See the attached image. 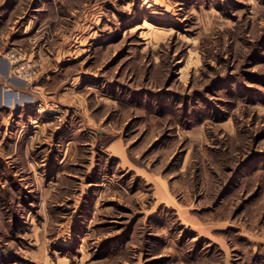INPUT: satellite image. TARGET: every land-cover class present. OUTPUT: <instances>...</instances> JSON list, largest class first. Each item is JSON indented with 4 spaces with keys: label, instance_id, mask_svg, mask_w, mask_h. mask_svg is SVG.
I'll return each instance as SVG.
<instances>
[{
    "label": "rangeland",
    "instance_id": "1",
    "mask_svg": "<svg viewBox=\"0 0 264 264\" xmlns=\"http://www.w3.org/2000/svg\"><path fill=\"white\" fill-rule=\"evenodd\" d=\"M2 41L68 61L1 92L0 264H264V0H0Z\"/></svg>",
    "mask_w": 264,
    "mask_h": 264
},
{
    "label": "crops",
    "instance_id": "2",
    "mask_svg": "<svg viewBox=\"0 0 264 264\" xmlns=\"http://www.w3.org/2000/svg\"><path fill=\"white\" fill-rule=\"evenodd\" d=\"M31 30L32 29L26 26L25 29L22 32H20L17 37H13L9 39V43L11 45L13 44L12 46L16 45L17 48L21 47L20 49L26 50L28 53L27 55L29 56H32L33 55L32 53L37 50L35 49V46L32 45L35 40V33L33 35H29ZM1 44L4 45V41L0 43V51L2 47ZM28 44H30L31 46H28ZM66 61L68 60L64 59L62 61H58L56 64L51 63L49 61H43L45 62V66L43 67L44 71L42 72L45 75L44 78L48 84L51 82L52 79L57 78L59 75L63 74L65 69V67H63L64 65L63 62ZM49 64H52V66H50ZM15 81L16 78L11 76L10 66L8 61L0 55V96H1V92L3 91L10 92L12 93L11 94L12 96L20 97L19 99L21 104L20 106L22 107H26L27 109L38 108V110H42V112L44 110L51 113L55 111V109H53V105L55 106V104L51 100V98L54 96L53 94L55 93V91H49V89L47 90L46 88L48 84L41 87V86L31 85L25 81L22 82L23 84L19 85V84H15L16 83ZM44 89L47 91L44 92L39 91Z\"/></svg>",
    "mask_w": 264,
    "mask_h": 264
},
{
    "label": "built area",
    "instance_id": "3",
    "mask_svg": "<svg viewBox=\"0 0 264 264\" xmlns=\"http://www.w3.org/2000/svg\"><path fill=\"white\" fill-rule=\"evenodd\" d=\"M3 58L9 63L12 77L25 82H30L36 78L38 71L32 60L22 59L14 51L6 52Z\"/></svg>",
    "mask_w": 264,
    "mask_h": 264
},
{
    "label": "trees",
    "instance_id": "4",
    "mask_svg": "<svg viewBox=\"0 0 264 264\" xmlns=\"http://www.w3.org/2000/svg\"><path fill=\"white\" fill-rule=\"evenodd\" d=\"M4 257L6 258V256L4 255V251L0 250V258L3 259Z\"/></svg>",
    "mask_w": 264,
    "mask_h": 264
}]
</instances>
